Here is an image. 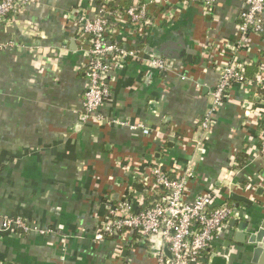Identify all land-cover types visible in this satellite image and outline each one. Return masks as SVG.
Segmentation results:
<instances>
[{
  "label": "crops",
  "instance_id": "0c3cea01",
  "mask_svg": "<svg viewBox=\"0 0 264 264\" xmlns=\"http://www.w3.org/2000/svg\"><path fill=\"white\" fill-rule=\"evenodd\" d=\"M138 1L145 0H26L0 19V220L20 217L29 226L0 230V264H156L135 234L95 238L106 201L153 200L146 184L154 165L170 172L192 162L189 201L214 188L213 206L229 204L239 221H264V89L255 83L264 76V32L242 40L240 0L209 8L158 0L140 24L109 16L125 46L166 58L170 71L120 63L99 109L104 120L83 114L87 56L78 12L93 17ZM229 62L245 66L246 85L230 88L203 131L199 122ZM231 193L251 202L236 207ZM236 231L224 226L212 254L229 242L227 264H254Z\"/></svg>",
  "mask_w": 264,
  "mask_h": 264
},
{
  "label": "built area",
  "instance_id": "2783aa9c",
  "mask_svg": "<svg viewBox=\"0 0 264 264\" xmlns=\"http://www.w3.org/2000/svg\"><path fill=\"white\" fill-rule=\"evenodd\" d=\"M156 1L158 0L138 1L128 6L122 5L120 8L117 5L114 10L101 7L93 17L82 11L76 24V33L79 38H83L82 44L84 40L86 42L85 49L82 48L87 56L85 65L87 86L83 93L82 111L87 118L98 122L104 120L99 109L111 99L108 78L116 65L127 60L138 61L161 73L170 71L166 58L146 52L144 48L130 49L125 46L118 39L122 38L118 27L109 21V16H113L114 19L121 21L127 19L132 24L147 23L151 17L148 5L154 6ZM177 1L181 4L198 2L209 8L219 0ZM240 1L243 9L239 16V27L241 38L244 40L250 33L264 32L262 19L264 0ZM25 3L26 0H0V19L20 12ZM5 47L6 44L0 42V48ZM246 82L245 66L234 65L231 62L224 65L220 70L216 87L210 93L211 104L198 128L209 131L213 125L211 116L227 99L230 88L234 85L244 88ZM255 83L264 89V76L257 77ZM262 110L264 114V109ZM143 132L147 134L148 130L143 128ZM195 147H199V143ZM260 153L264 154V137L260 139ZM194 171L192 162L170 172L157 165L150 167L146 192L151 193L149 195L153 200L147 206H143L141 197L135 200L133 196L119 198L116 202L106 201L104 203L106 213L95 232V238L98 240L104 236L124 238L132 233L140 241H144L147 248L156 243L160 244L157 255L151 254L155 256L156 264H210L213 254L211 252L205 257L204 252L210 249L220 230L228 225L233 207L226 203L213 206L217 196V190L214 188H209L189 201L186 187L188 181L194 177ZM135 172L139 173L138 168ZM140 204L141 207H138ZM0 230L26 232L29 226L20 217H3L0 220ZM163 245H167L172 255L171 259L163 254Z\"/></svg>",
  "mask_w": 264,
  "mask_h": 264
},
{
  "label": "water",
  "instance_id": "95a60500",
  "mask_svg": "<svg viewBox=\"0 0 264 264\" xmlns=\"http://www.w3.org/2000/svg\"><path fill=\"white\" fill-rule=\"evenodd\" d=\"M81 15L82 13L79 11L78 18ZM145 51L149 52L148 50ZM143 67L145 68L144 71L146 72V74L151 71H158L155 68H151L145 65H143ZM258 192H261V190H258ZM230 198L236 201V207H239V202H251L248 198L237 195L235 193H231ZM228 225L230 227L237 226V231L234 234V241L238 244L244 245V251L251 254V261L254 264H264V221L260 222L259 224H252L245 220L239 221L234 218V213H232L228 221ZM224 246V251L221 254H213L211 256L210 264H227V258L231 254L230 243L226 242ZM159 249V243L153 244L149 247V253L157 255ZM162 251L166 258H172L167 245H163Z\"/></svg>",
  "mask_w": 264,
  "mask_h": 264
},
{
  "label": "trees",
  "instance_id": "16d2710c",
  "mask_svg": "<svg viewBox=\"0 0 264 264\" xmlns=\"http://www.w3.org/2000/svg\"><path fill=\"white\" fill-rule=\"evenodd\" d=\"M104 237H108V236H104ZM210 253H211V250L210 249H206V251L204 252V256L208 257L210 255Z\"/></svg>",
  "mask_w": 264,
  "mask_h": 264
}]
</instances>
